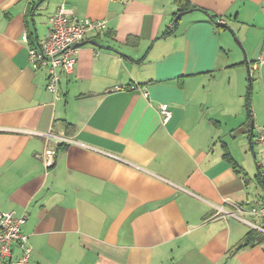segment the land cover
<instances>
[{"label": "crops", "instance_id": "0c3cea01", "mask_svg": "<svg viewBox=\"0 0 264 264\" xmlns=\"http://www.w3.org/2000/svg\"><path fill=\"white\" fill-rule=\"evenodd\" d=\"M61 4L107 29L56 100L22 35ZM263 124L264 0H0V212L27 215L28 264H264L229 214L264 204Z\"/></svg>", "mask_w": 264, "mask_h": 264}, {"label": "built area", "instance_id": "2783aa9c", "mask_svg": "<svg viewBox=\"0 0 264 264\" xmlns=\"http://www.w3.org/2000/svg\"><path fill=\"white\" fill-rule=\"evenodd\" d=\"M127 1V0H125ZM49 31L46 37L35 43L30 42L27 32L22 35V40L28 43V61L35 69L47 70L46 88L54 94L56 100L62 98L60 80L63 73L69 74L75 70L78 61V44L84 41L89 33H101L107 29L106 19H91L78 17L69 11L64 4L49 17ZM218 23L223 19L218 18ZM148 94V92H147ZM164 121H168L171 112L168 104L161 105ZM47 140L54 141L56 146L68 144L73 141L64 133L45 134ZM256 141L264 147V124L257 129ZM57 155V148L48 145L42 157L46 167L53 165ZM221 208L219 211H223ZM252 227L264 233V204L254 205L241 203L236 205V210L229 212ZM252 220H260L258 225ZM27 221L26 214L18 215L15 211L0 212V256L7 259V264H28L32 253V246L28 236L22 232V227ZM19 245L20 255L14 257L11 250L12 243Z\"/></svg>", "mask_w": 264, "mask_h": 264}, {"label": "trees", "instance_id": "16d2710c", "mask_svg": "<svg viewBox=\"0 0 264 264\" xmlns=\"http://www.w3.org/2000/svg\"><path fill=\"white\" fill-rule=\"evenodd\" d=\"M188 8H186L185 10H187ZM184 10V11H185ZM217 20V19H216ZM218 25H222L220 23H218ZM172 32V30L167 31V33ZM248 101H247V108L248 110L250 109V90L248 92ZM250 111V110H249ZM261 173L258 174V177H260ZM263 234L258 231V229H251V231L247 234V236L245 237V239H243L236 247V249H240L246 246H253L254 244H257V242L259 241L260 237Z\"/></svg>", "mask_w": 264, "mask_h": 264}, {"label": "water", "instance_id": "95a60500", "mask_svg": "<svg viewBox=\"0 0 264 264\" xmlns=\"http://www.w3.org/2000/svg\"><path fill=\"white\" fill-rule=\"evenodd\" d=\"M183 14H184V12L179 13L178 17H179V16H182ZM88 42H90V43H94L93 41H87V40H84V41L80 42V43L78 44V46H81V45H83V44H85V43H88ZM94 44H95V43H94Z\"/></svg>", "mask_w": 264, "mask_h": 264}, {"label": "rangeland", "instance_id": "374dc122", "mask_svg": "<svg viewBox=\"0 0 264 264\" xmlns=\"http://www.w3.org/2000/svg\"><path fill=\"white\" fill-rule=\"evenodd\" d=\"M259 146H261L260 144H258Z\"/></svg>", "mask_w": 264, "mask_h": 264}]
</instances>
